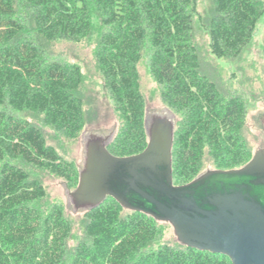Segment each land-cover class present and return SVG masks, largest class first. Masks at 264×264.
<instances>
[{
	"label": "trees",
	"instance_id": "16d2710c",
	"mask_svg": "<svg viewBox=\"0 0 264 264\" xmlns=\"http://www.w3.org/2000/svg\"><path fill=\"white\" fill-rule=\"evenodd\" d=\"M211 2L213 15L204 24L210 51L218 59L236 58L252 40L264 6L259 0ZM18 5L30 30L16 1L0 0V264H62L71 232L60 206L45 215L32 206L45 197V188L15 161L46 169L71 188L78 186L79 170L47 144L37 126L6 110L41 114L45 125L70 139L82 132L77 95L82 72L76 64L45 60V43L80 42L101 29L95 59L123 119L107 145L112 155L133 156L147 147L137 66L149 44L161 99L181 117L172 147L175 185L200 175L205 149L215 170L250 161L242 136L243 98L224 97L201 70L192 36L194 0H19ZM84 215L90 241L77 245L69 264H232L227 256L182 244L147 252L157 237L156 220L111 197Z\"/></svg>",
	"mask_w": 264,
	"mask_h": 264
},
{
	"label": "water",
	"instance_id": "95a60500",
	"mask_svg": "<svg viewBox=\"0 0 264 264\" xmlns=\"http://www.w3.org/2000/svg\"><path fill=\"white\" fill-rule=\"evenodd\" d=\"M146 149L118 157L110 140L86 144L85 165L70 193L76 209L107 197L124 209L170 223L188 248L227 256L232 264H264V148L244 166L208 170L184 185L173 182L171 114H146Z\"/></svg>",
	"mask_w": 264,
	"mask_h": 264
},
{
	"label": "rangeland",
	"instance_id": "374dc122",
	"mask_svg": "<svg viewBox=\"0 0 264 264\" xmlns=\"http://www.w3.org/2000/svg\"><path fill=\"white\" fill-rule=\"evenodd\" d=\"M15 1L17 14L26 21L27 29L30 30L32 28L30 19L22 13L18 5L19 0ZM194 1L196 14L193 15L192 36L200 57L201 70L215 82L224 97L239 95L243 98L246 111L242 136L251 160L257 150L264 148V14L256 25L252 40L238 57L218 59L210 51L209 36L204 25L213 15L212 2L211 0ZM259 1L264 6V0ZM100 32L101 29L96 27L88 38L80 42L56 40L45 43V60L76 64L82 72V83L77 95L82 101L85 125L76 138H67L53 127L45 125L41 114L29 111L17 112L6 107L9 114L27 119L37 126L42 131L47 144L52 145L63 159L73 163L79 172L85 165L87 142L93 138L112 140L123 126V119L115 109L95 59ZM151 53L149 44H146L137 66L146 114H171L176 129L181 117L170 110L161 99V87L150 71ZM15 162L23 167L31 178L38 179L45 188V197L34 202L32 206L39 209L43 215L51 206H60L69 221L71 232L66 241V255L62 263L69 264L77 245L90 241L85 232L87 223L85 211L76 209L70 197V193L76 188H71L64 178L46 169L22 161ZM214 169H216L215 164L205 149L199 174ZM156 224L157 237L148 246L147 252H155L163 245L181 247L170 223L156 221Z\"/></svg>",
	"mask_w": 264,
	"mask_h": 264
},
{
	"label": "flooded vegetation",
	"instance_id": "af4514ba",
	"mask_svg": "<svg viewBox=\"0 0 264 264\" xmlns=\"http://www.w3.org/2000/svg\"><path fill=\"white\" fill-rule=\"evenodd\" d=\"M175 130V129H174Z\"/></svg>",
	"mask_w": 264,
	"mask_h": 264
}]
</instances>
